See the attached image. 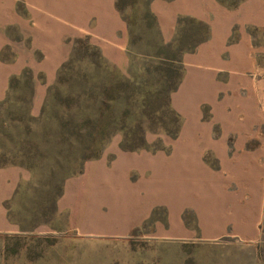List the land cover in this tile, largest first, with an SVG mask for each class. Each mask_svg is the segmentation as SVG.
<instances>
[{"label":"crops","instance_id":"1","mask_svg":"<svg viewBox=\"0 0 264 264\" xmlns=\"http://www.w3.org/2000/svg\"><path fill=\"white\" fill-rule=\"evenodd\" d=\"M145 8L155 31L140 45L151 53L134 54L132 29L116 0H0V49L7 43L3 28L17 27L27 38L25 51L41 54L34 63L18 53L9 63L0 60V94L7 77L26 65L41 73L42 82L31 80L29 112L40 108L77 32L110 67L116 86L133 83L134 57L178 62L166 100L178 119L169 149L108 150L111 157L104 152L86 161L63 182L54 209L78 235L128 236L160 208L164 218L155 220V230L164 240L198 234L203 241L251 245L264 216V130L258 129L264 77L251 36L264 31V0H148ZM193 33L191 46L164 58ZM19 177L16 166H0V233L16 232L4 203Z\"/></svg>","mask_w":264,"mask_h":264},{"label":"rangeland","instance_id":"2","mask_svg":"<svg viewBox=\"0 0 264 264\" xmlns=\"http://www.w3.org/2000/svg\"><path fill=\"white\" fill-rule=\"evenodd\" d=\"M145 2L119 3L130 22L134 54L151 53L140 45L149 43L148 35L152 33L140 18ZM144 30L147 35H142ZM3 32L7 43L0 49L1 62H11L17 53L27 54L32 63L40 59L39 52L25 51L27 38L19 28L7 27ZM251 34L253 53L264 77V31L251 30ZM197 36L193 33V39L177 41L164 58L175 59L179 50L191 46ZM69 41L75 44L72 48L68 45V59L60 66L58 79L44 91L40 108L28 114L30 81L39 83L42 77L40 72L32 74L26 65L7 77V91L0 94V166L14 165L20 171L16 187L4 203L16 232L0 233V264H264V216L260 237L251 245L227 238L203 241L198 234L185 240H164L155 230L159 225L155 220L164 218L160 208L124 237L78 235L66 228L54 203L61 195L63 182L81 171L87 157L97 152L100 156L109 152L111 157L113 150L123 148L169 149L175 116L166 100L181 67L178 62L167 61L164 65L134 57V81L118 89L110 67L102 63L81 32ZM62 101L78 103L66 108ZM261 109L264 112V103ZM91 116H102V122L107 123L108 132L101 146L90 147L85 138L65 140L60 136L61 119L70 117L81 123ZM258 129L264 130V124ZM90 159L94 158L87 161ZM185 219L192 223L194 217L189 212Z\"/></svg>","mask_w":264,"mask_h":264},{"label":"trees","instance_id":"3","mask_svg":"<svg viewBox=\"0 0 264 264\" xmlns=\"http://www.w3.org/2000/svg\"><path fill=\"white\" fill-rule=\"evenodd\" d=\"M147 1L148 0H146L145 4L142 6L143 10H142V13H141L140 18H141V20L144 21L145 26L148 29V31L152 32V34H153L154 31H155L154 30V20H153L152 15L145 8ZM220 1L222 2V0H220ZM120 2H121V0H116V8L121 13H123V11L121 10V8L119 7V3ZM234 3H236V2H234ZM234 3L231 2L229 4H233L234 5ZM123 15H124V13H123ZM126 21H128V23H130L129 20L126 19ZM131 37H132V35H131ZM131 44H132V40H131ZM92 48L95 49L94 47H92ZM95 51H96V54H97L98 58L100 59V57H99L96 49H95ZM100 60L102 61V59H100ZM144 60H146V62L150 63V60L148 58H144ZM162 61L163 60H156V61H154V63L163 64L164 62H162ZM102 63L105 64L104 61H102ZM58 73H59V69L57 70V74H56V77H55V81L58 79ZM122 86L123 85L119 86L117 84L116 88H120ZM77 103L78 102H63V104H64V106L66 108H68V105L69 104L77 105ZM87 104H90V103H87ZM92 104L94 105L95 103H92ZM101 105H103V107H107L108 104H101ZM27 108H28V114L30 115V112H29V103L27 105ZM168 110L170 112H172V114H174V116H175L174 117L175 118V131H174V134H175L176 133L177 120H178L177 119V115L170 108H168ZM61 127H62V131H60L61 132L60 136L63 139L69 140L68 138H74L75 140H78V139L82 140L81 138H85L84 141L87 142L90 147H92L95 144L97 146L98 145L101 146V143L104 141L103 140V137L105 138V135H107V132H108L107 131V123H103L102 122V116H99V118H97V119L96 118H93L92 116L91 117H87V118L82 119L81 123H79V121H73V120H71L70 117L69 118H66V119H63V120L61 119ZM68 128H69V130H68ZM93 130H95V132H93ZM91 132H93V133H95L97 135L91 134ZM102 149H104V148H102ZM102 149H101V151H102ZM122 150H129V149L128 148L127 149L126 148L125 149L123 148ZM133 150H137V149H131L129 151H133ZM97 155H98V152H97ZM97 155H96V153H94L90 157H87L85 159V162L87 161L88 158H95V159H97L100 156V154L98 156Z\"/></svg>","mask_w":264,"mask_h":264}]
</instances>
